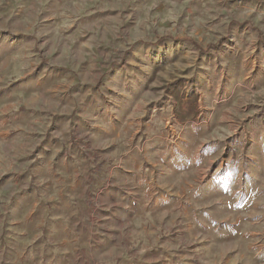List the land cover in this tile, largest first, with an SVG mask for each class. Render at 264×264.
<instances>
[{"label":"rangeland","instance_id":"374dc122","mask_svg":"<svg viewBox=\"0 0 264 264\" xmlns=\"http://www.w3.org/2000/svg\"><path fill=\"white\" fill-rule=\"evenodd\" d=\"M0 264H264V0H0Z\"/></svg>","mask_w":264,"mask_h":264},{"label":"crops","instance_id":"0c3cea01","mask_svg":"<svg viewBox=\"0 0 264 264\" xmlns=\"http://www.w3.org/2000/svg\"><path fill=\"white\" fill-rule=\"evenodd\" d=\"M254 235H257V231L256 232L254 231ZM254 254H255V257H256L257 256V247L255 248V253Z\"/></svg>","mask_w":264,"mask_h":264}]
</instances>
